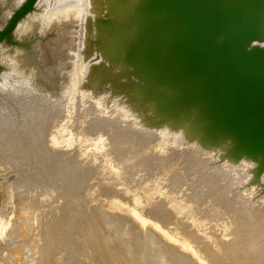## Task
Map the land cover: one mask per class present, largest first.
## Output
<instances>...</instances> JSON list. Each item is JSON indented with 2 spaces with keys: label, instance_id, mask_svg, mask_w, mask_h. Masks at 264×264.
<instances>
[{
  "label": "rangeland",
  "instance_id": "374dc122",
  "mask_svg": "<svg viewBox=\"0 0 264 264\" xmlns=\"http://www.w3.org/2000/svg\"><path fill=\"white\" fill-rule=\"evenodd\" d=\"M23 1L24 0H0V22L6 21L8 18H10L12 15V10L20 6ZM106 12V0H100L97 1V3L93 0H38L34 12L29 14L26 19L20 22L14 32L17 41L27 44L30 47V50L6 45L0 46V194H4L5 190H9L8 192L10 194L11 190L12 192L14 191L12 195L17 193L16 195H18L19 198L15 196V200L13 201L14 204L11 203L10 207L13 205L14 209L18 211L19 214L18 216L16 215L17 218H12V221L14 222L12 224L15 225L20 223L26 225L25 227H28L26 229L27 235L29 237L28 244H26L27 242H21L22 238L20 236L21 234L19 233V238L15 237L16 240H14V238L12 240L8 238V240L1 241V255L2 253H5L8 248L17 247L16 245L19 247H26L23 249V253L25 250V254H22L23 256H21L19 259L16 258V260L20 262L16 263V260H12V264H25V260L31 261L34 264H142L143 260V264H145V262H147L146 264H163V262L166 264L167 261L164 258H167L168 255H171V253L172 255L175 254L176 257L178 254L181 255L180 249L178 248V245L175 244V246L173 242L168 241L171 243L170 246H174V248L169 247L174 249V252L170 251V249L168 251L166 247H168L169 243L167 246V243H165L163 245H165L166 249L163 248L161 253H167L168 251L170 254L167 253V256H164V253L162 254L163 257H160L161 254L159 255L158 253L161 251V247H157V241H152V239L155 237L156 240L160 241L161 239L158 238L161 237L158 236L157 238V235L161 233H159V229L156 230L155 228L153 230V225L155 223H150V226L147 224V226H144L146 227L144 229L141 228V226L146 225L147 220L149 222L151 220L156 222V224L158 223L163 226L162 222L164 223V220H161L166 217V221L162 228L163 230L165 227L166 231L163 230L165 233L168 232L169 229L173 231V225H175L176 222L177 225H175V228L179 225V223L184 221H188L190 224L193 223L194 227H192L193 224L190 225L191 231L194 230L195 233L196 230L197 232L200 231L199 236L205 237V242L202 245H206V247H208L209 245L207 244L211 243L213 245L215 243L214 241H216V239L211 240L213 239L212 237H216L218 240H220V238L223 239L225 236V240L228 239L227 237L230 238L229 235L232 233L231 231H233V226H231V223L233 222V225L235 226L234 221H236V217L229 216L238 215L236 213L239 211L242 212L240 214H243V212H249L251 210L254 211V208L259 206L260 207L255 211H258L259 209L260 211L262 209L264 211V195H260L257 187L250 184L253 174L250 173V165L248 163L243 162L239 165L226 164L227 166L225 164L218 165L216 164L217 160L213 155L202 151L200 148L196 149L194 146H188V144L184 142V139L182 143L179 144L180 146L177 145V142L174 143V139L175 141H179V139L181 141V136L178 138L177 135H174V132H171L168 129L166 131L164 129L144 130V128H149L148 126L145 127L146 123L144 122L145 120L142 116L144 113L138 111L134 107L135 104L129 102L124 94H120V91L115 87V82L113 81L114 77L109 72L111 69L113 71L116 70L110 61L105 59L100 52V46L98 44L99 35L97 23L99 19L106 17ZM90 21L92 23L91 30H89L88 27ZM97 68H101L98 74L96 73ZM80 110H86L85 112L87 113L88 117L86 116L87 119L85 120H87L88 124L85 122V120H83V117L85 118L84 115H86V113H82ZM60 115L62 116L59 117ZM111 116H115L113 118H116V125L114 122H106V120L109 121L108 119L112 118ZM81 118L85 123L81 121ZM100 119H102V121ZM80 121L84 125L80 124ZM85 124L91 130H87V128L84 127ZM88 125H92L93 127ZM126 126H132L133 129L135 128L137 131L140 129V131H145L146 135H143L140 141L137 139L139 144L136 140L138 146L142 143H146L145 141L149 139L150 135L148 134L150 131L161 134L162 136H160L158 141L155 140L153 143V146L155 147L153 149H155V153L162 152V154L158 153V155L160 154L162 157L157 155V157H159L161 160L164 158V155H168L166 157L168 159L166 160L165 158V160L163 159L162 161L164 163L165 161H168L167 163L169 166H167L166 163L161 165L162 161L156 157L155 153H153L154 150L149 144L148 147H145L146 150H143L145 152H142L144 154L148 153L146 151L149 149V147H151L149 149V151L152 150V152L150 151V157L154 154L153 156L159 159L157 160L159 163L157 162L155 165L160 164L161 169L166 168V166L171 167L168 169L166 168L165 171V169H158L160 166H154V169L159 174L158 178H161V183L158 182L160 181L158 178H156L158 181L155 179L154 174V176L151 177L152 180L150 182H148L150 178H147L149 179L148 181L146 180V177L142 180V182L145 180L146 186H142L144 183L140 182L142 179L141 176H138L140 178L138 180H135L130 176V179H133V181L135 180L136 182L129 180L128 177L130 174L127 172L130 170L126 169V177L130 182L129 185L132 182L134 187H136L134 189L139 190L138 192H134V190L132 192L131 188L129 187H132L133 185H128L129 187L127 188H129L128 190H130L129 192L132 195L126 193L127 196L125 194V190L127 189L124 188V186L126 187L127 185H123V183L127 184L128 182L127 180V182H124L125 180H123L126 179L124 177V172L126 170L123 172V169L120 167V169H117V167L119 164L120 166L123 165L125 163L124 160L129 161L131 159V161H133L134 157L130 156L131 150L128 153L129 149H123L125 153H122V150H117V138H114L115 135L122 134L121 129L122 127L125 128ZM167 139L169 140L168 142ZM137 144H135L136 148H141V146L137 147ZM136 148L133 149L130 147L132 150H137ZM174 148L177 149L176 151L178 153L176 151L174 152ZM165 149L170 151L171 154L174 152L173 158H171L170 153L166 152L167 150ZM184 149H188L196 156L198 155L201 160L204 158L203 165L196 166L194 163L189 162V166L187 159L185 160L184 155L181 153L182 151L184 152ZM142 152L136 156L139 158L143 157L144 155L142 156ZM163 152L166 153L163 154ZM122 154H125V159L121 158ZM179 154H182L183 156L179 157ZM127 156L131 158L129 159ZM136 156L135 159H137ZM146 156L143 157L147 160H143L145 164H147L146 162L150 161L148 159L150 157ZM176 156H178V158ZM126 157L129 160L126 159ZM155 157H153V159ZM174 157L176 158L177 162H173L175 161ZM139 158L138 160L134 159L133 162L136 161L134 163L135 165L139 160H141ZM205 158L207 160H205ZM133 162H128V164L131 165ZM171 162L172 164H170ZM177 163L178 165H176ZM103 164L106 165V167H103ZM100 165H102L101 169L105 168L106 170L107 168V171H103V173H108L107 176L104 174L106 179H103V174H99L100 172L98 170H101L99 167ZM164 165L165 167H163ZM171 165L174 167L172 168ZM145 166L146 170H144V166L141 167V169L143 168L144 170L141 172L142 176L143 174L145 175L148 170L147 165ZM183 167H185V169ZM125 168H127V166ZM228 168V171L231 173L226 175L222 174L224 171H227L226 169ZM2 169L3 171H1ZM91 169L93 171L92 174L90 172ZM108 169L110 172L112 171V177L115 175V172L118 174V171L121 170L119 175L122 173L124 176H121L122 174L120 176L123 178L119 176L120 179L116 177V179L113 181L108 180V176L109 179L111 178ZM174 169H176L175 172ZM96 170L97 173L95 172ZM240 170H242L243 173H241ZM177 172H179V176H175L179 177L177 178L180 182H178L174 176V173L176 174ZM93 173L95 174L94 176ZM164 173L172 176V179H167L169 177H167V174L165 175ZM96 174L99 176L96 177ZM138 174L140 175V173ZM161 174L163 175L164 179L161 177ZM114 178L115 176L111 179ZM134 178L136 177L134 176ZM173 178L176 179V182L172 181L174 180ZM168 180L172 181V183H170ZM137 181L139 182L140 187H138V184L137 186L135 185L138 183ZM153 181L159 184L157 185L154 182V185ZM151 182L154 186L153 190L156 189L154 192H152L153 190H150V188H152V185H150ZM167 182L174 185L170 186V184ZM104 183H106V187L104 186L106 189L109 188L110 184L114 186H111L110 189L116 187L113 191L108 189L110 193H113L110 194L107 192L106 194L104 190L105 188H103V185H105ZM107 183L110 184L107 185ZM147 183H150L149 190L147 188ZM175 183L178 185H175ZM161 184L163 185L161 186ZM165 185H168V187L170 186L173 189H170V187L167 188ZM5 186H7V189ZM122 187L125 191L122 197L124 194L126 196H124L125 198L123 197V199L127 200L129 195V199L127 201H132L133 199V204H130L131 201L127 203L126 200H122L121 196H116L117 194L115 193H117L118 189L120 190ZM155 187H159V191ZM145 188H147L146 191H144ZM215 188L217 189L216 192L219 191V193L214 192ZM2 189L5 190L3 191ZM1 191H3V193ZM147 191L148 193H146ZM160 191L161 193H159ZM162 191H167V193L169 192L168 194L173 196H171L173 200L170 199V195H166ZM8 192L5 191V194H9ZM155 192L158 196L155 194ZM108 193L111 195V197ZM133 193H137V196H142L144 194L142 196L144 198L145 195H147L145 200H147V198H151L152 195V199L158 200L159 202L163 200L166 206H164V203L162 204V201L159 204L161 205V208L156 201L158 208H155V206L151 208L155 201H152L153 203L151 202V204V199H149L150 206L148 202L143 200L141 196L140 200V198H138L139 196L137 197L135 194V196H133ZM106 195L108 197H106ZM153 195H156L157 198L156 196L153 197ZM199 195L201 198L197 197ZM112 196L114 198H112ZM165 196L167 198L169 196L170 198L167 199ZM217 196L218 198L216 199ZM34 197H37L36 200L38 199L36 203H34ZM116 197L119 202L120 200H122V202L124 201L123 203L120 202L121 204L126 202L124 205H122V207L120 206L121 209H119V206H117V209H119L118 211L114 206L115 203L110 206V202H108L111 201L110 199H112L113 202L118 203L115 201ZM132 197L136 198L134 199ZM191 197L200 198L198 200L202 199L201 201L203 202L198 200L195 201L196 199H193V202ZM107 198L110 199L108 200ZM169 200L172 202H169ZM224 202H227L228 204H225ZM126 204L130 205V208H128ZM258 204L260 205L258 206ZM261 204H263V206ZM142 205H146L144 206L145 208ZM147 205H149V207H147ZM167 205H170L169 207L171 208H173L172 206L174 205V208L171 210L175 211L174 213L177 215V217L176 215L174 216L173 212L169 207H167ZM232 205H235L239 209L236 210L234 207L230 208ZM252 205L254 206L252 207ZM107 206H110L111 208H107ZM125 206L129 209V211L131 207V210L137 208L135 211L137 212L139 210L138 214L132 211L129 212ZM112 207L115 209V211L112 209ZM140 207H142L143 210ZM164 207H166L165 210L167 212L162 210ZM191 207L194 212H192L193 210L188 212V209H191ZM227 207L229 210H227ZM153 208L154 210H159L160 208V212L162 214L159 211H157V213L159 212V215L162 216L157 217V213L155 211L152 212ZM168 208L171 212L168 211ZM224 208H226L227 213L222 211L225 210ZM122 209H124L123 211L127 212V214L124 213ZM125 209H127V211ZM207 210H210L209 213ZM231 210L234 211L231 212ZM1 212L3 211L0 210V235L3 232V225H5L4 222H6V220L9 218L8 216L1 214ZM146 212L148 215H146ZM151 213L153 215H151ZM192 213L193 216L191 215ZM132 215L136 216H134V218H136L137 221L136 219H133ZM137 215L140 216L137 217ZM167 216L170 218L173 216V219L171 218L170 220V218H167ZM191 216L192 218L197 217L196 219L200 220L198 223L202 221L203 224L197 226V224H195L196 221H193L195 219L191 220ZM138 218L141 220L143 219V225L139 224L138 221L140 220ZM156 218L159 220L161 218V223ZM174 218H179L182 220L180 221L178 219L177 221V219ZM24 219L26 220L23 222ZM153 219H155V221ZM175 220L176 222L174 223ZM229 220L234 221L229 222ZM168 221L172 222L169 223ZM56 222L60 223L57 224ZM255 222L259 224V221ZM184 223L180 224L181 227L185 225ZM188 223H186V226L184 227H187ZM224 223L226 227L224 226ZM50 224L53 227H49ZM167 224L168 226L173 224V227L167 226L169 228L168 229L165 226ZM228 224H230V226ZM7 227L9 228V225ZM7 227L4 226V230L5 228L7 229ZM47 227L49 228L48 232L50 233V235H48L49 237H47L51 240H46L48 238L43 237L45 232L46 235L48 233L45 231L46 229L48 230ZM51 228L53 229L50 230ZM187 228H189V225ZM226 228H228L227 231H221ZM50 231H53V233L51 234ZM243 231L244 230L242 229L241 234L245 236V232ZM154 232L155 234L156 232L158 234L155 235ZM160 232L162 231L160 230ZM227 232H230L228 236ZM257 232H259V230ZM146 233H148V237L145 235ZM237 233L239 234L240 232L237 230ZM221 234H225L223 238L221 237ZM208 235L211 237V239L208 238ZM52 236L55 238L53 237L54 239H52ZM241 236L242 235H238V237ZM41 237L43 238L41 239ZM244 238L241 237V240L243 239L244 242L239 238V243L240 241L241 243H246V237ZM179 239L182 238L180 237ZM47 241L48 243L50 242L49 245H46L48 244ZM182 241L184 240L182 239L180 242L178 240V244H181ZM260 241H262L264 244V237L263 239L261 237ZM155 242L157 244H155ZM241 243L240 245L236 244L233 248L239 249L238 251H241V248H243ZM30 244H32V246ZM163 245L162 247H164ZM202 245L199 246V248H203L204 246ZM239 246L242 247L240 248ZM48 247L49 250L47 249ZM210 247L212 248V246H209L206 249L204 247L203 250L208 251ZM36 248L39 249V252L36 250ZM153 251L157 253L155 254ZM202 251L201 254H203ZM213 251L214 249L212 251L211 249L208 251V255L210 256H208L206 253L208 258H216V253H213ZM143 252H145V255ZM153 253L156 256L158 255V258H161V261L164 259L166 262L164 260L162 262L157 260L160 261V263H155L156 259H153L154 262L153 260L152 262H149ZM30 254L31 256H29ZM238 254L242 255H240L241 258L239 257V259L244 261L245 252L242 250L241 253L239 252ZM1 255L0 264H5ZM146 255L147 257L149 256L151 258L149 259L145 257ZM179 255L177 258L178 260L180 259ZM206 255L204 254V256ZM173 256H170V260L168 261L169 263L171 260L172 264L173 261L174 264L182 262L181 259V261L178 262L175 256ZM182 257H186L185 254H183ZM172 258H175V260ZM258 258L262 261V258ZM258 258L256 257V259H253V261L250 262L252 264L260 263ZM189 259L187 261L183 260V262L185 261L190 263ZM194 261L192 260V263ZM244 262L245 264L247 263L246 261ZM262 264L264 263L262 262Z\"/></svg>",
  "mask_w": 264,
  "mask_h": 264
},
{
  "label": "water",
  "instance_id": "95a60500",
  "mask_svg": "<svg viewBox=\"0 0 264 264\" xmlns=\"http://www.w3.org/2000/svg\"><path fill=\"white\" fill-rule=\"evenodd\" d=\"M37 2L0 22V46L30 50L14 32ZM106 2L100 52L144 130L168 129L218 165L248 163L264 195V0Z\"/></svg>",
  "mask_w": 264,
  "mask_h": 264
},
{
  "label": "bare ground",
  "instance_id": "6f19581e",
  "mask_svg": "<svg viewBox=\"0 0 264 264\" xmlns=\"http://www.w3.org/2000/svg\"><path fill=\"white\" fill-rule=\"evenodd\" d=\"M72 4H73V3H72ZM83 111H84V110H80V112H82V113H86V112H85L86 110H85L84 112H83ZM105 114H106V113H105ZM82 115H83V114H82ZM61 116H62V115H60L59 117H61ZM84 116H85V118L83 117V120L87 119V117H88V116H87V113H86V115H84ZM86 116H87V117H86ZM109 116H110V115H109ZM111 117H112V116H111ZM113 117H115V116H113ZM113 117H112V118H109V119H108L109 121L106 120V122H112V123L114 122V123H115L116 118H113ZM103 118H104V117H103ZM104 119H105V118H104ZM106 119H107V118H106ZM83 120H82V118H81V121H82V122H83ZM88 120H89V119H88ZM100 120L102 121V119H100ZM110 120H112V121H110ZM81 121H80V124H83V123H85V122L88 124L87 120H85V122H83V123H81ZM104 121H105V120H104ZM97 122H98V121H97ZM106 122H104V123H106ZM98 123H99V122H98ZM101 124H102V123H101ZM83 125H84V124H83ZM93 125H95V124H93ZM115 125H116V123H115ZM88 126H90V125H88ZM84 127H86L87 130L89 129V128L87 127L86 124H85ZM90 127H93V126L91 125ZM98 127H99V126H98ZM101 127H102V126H101ZM94 128H95V126H94ZM97 129H98V128H97ZM89 130H91V129H89ZM121 130H122V132H121L122 134H120V135H115V137H114L115 139L117 138V139H116V142L119 144V145L117 144L118 146L116 145V148H117V150H118V149H119L120 151L122 150V151H121L122 153L124 152V150H128V149H129V150H128V153H129V151L131 150L130 156H131V157L133 156L134 159H135V156H136L137 154L139 155L143 150H146L145 147H148V144L152 147V149L155 148V147L153 146V143L155 142V140L158 141V139L160 138V136H162V135L159 134V133H156V132L150 131V133L148 134V135H150V136H149V139H148L147 141L143 140V141H145L146 143H144V144H143V143H142V144L140 143V144H141V145H139V146H141V148H140V147L138 146V144H139L138 140L140 141L141 138L143 137V135H146V134H145V131H140L141 129H140V130L138 129L139 131H137V129H135V128L133 129L132 126H126L125 128L122 127ZM117 131H118V130H117ZM119 133H120V132H119ZM162 134H163V133H162ZM177 136H178V135H177ZM147 137H148V136H147ZM178 138H179V136H178ZM180 138H181V141H180V139H179V141H175V139H174V140H173L174 143L177 142V143H178L177 145L181 144L182 141H183V138H182V137H180ZM137 139H138V140H137ZM144 139H145V136H144ZM136 140H137V143H138V144L136 143ZM176 140H177V139H176ZM168 141H169V140L167 139V142H168ZM120 143H121V144H120ZM126 144H128V145H126ZM135 144H137V147H139L138 149L136 148V145H135ZM121 145H122V146H121ZM124 145H126V146H124ZM132 145H134L135 147L132 146ZM155 145H156V144H155ZM174 145H175V144H174ZM182 145H183V144H182ZM123 146H124V147H123ZM128 146H129V147H128ZM142 146H143V147H142ZM179 146H180V145H179ZM127 147H128V148H127ZM130 147L133 148V149L136 148L137 150H132V149H130ZM151 147H149V149H150ZM173 147H174V146H173ZM173 147H172V148H173ZM177 147H178V146H177ZM169 148H170V147H169ZM188 148H189V147H188ZM123 149H124V150H123ZM141 149H142V150H141ZM149 149L146 151V152H148V153H146V154H144L143 152H145V151H143V152H142V153H143L142 156H143V155L146 156L147 154H149V155H147V156L150 157V155H151V154H150V151L152 152V150L149 151ZM196 149H197V148H196ZM153 150H154L153 153H155V149H153ZM165 150H167V149H165ZM165 150H164V151H165ZM176 150H177V149L174 148V152H175ZM194 151H196V150H194ZM126 152H127V151H126ZM166 152H169V153H170V151H168V150H167ZM166 152H163V154L166 153ZM171 152H172V149H171ZM174 152H173V154H174ZM176 152H177V151H176ZM179 152H180V151H179ZM124 153H125V152H124ZM128 153H127V154H128ZM153 153H152V154H153ZM158 153H160V152H158ZM158 153H157V152L155 153L156 157H157ZM169 153H168V154H169ZM177 153H178V152H177ZM181 153L184 155L185 160L187 159V162H188V165H189V166H190V163H189V162L194 163L196 166H197V165H198V166L203 165V160H204V158L201 160V158H199L198 155L196 156L195 154L191 153L188 149H186V150L184 149V152L182 151ZM160 154H162V152H161ZM160 154H159V155H160ZM173 154L170 153L171 158H173V156H174ZM175 154H176V153H175ZM182 154H181V155L179 154L178 156H179V157H180V156H183ZM138 155H137V156H138ZM153 155H154V154H153ZM153 155L151 156L152 158H151V157L148 158L150 161L148 160L149 162H146L147 164L144 163V161L146 160V159L143 158L144 156L141 157V158H139V157L136 156L137 159H135V160H138V158L142 160V161L139 160V161L136 163V165H137V167H136V165L134 164L136 161L133 162L134 159H133V161H131V159H130L131 157H128L129 154H128L127 157H128L130 160L126 157V159L129 160V161L126 160L127 162L124 160V159H125V154H124V155L122 154L123 157L121 156V158H124L123 160H124V162L127 163V164L124 163V164H123L124 166H123V165L120 166V164H119L118 167H117V169L120 167L121 169H123V170H122L123 172H124V170H126V169H129L130 171L132 170L131 172H130L129 170H128L129 172H127V170H126V171L124 172V173H125V176H124L122 173H120V175L122 174L121 176H124V177L126 178V179H123V180H125L124 182H127V181H128V180H127V177H126V174H127V173L130 174L128 178H129V180H132V182H134L135 180L140 179L138 176H141V177H142V179H141L140 182H142V180H143L145 177H146V180H147V181L149 180V179H147V178H150V180L148 181V182H150V181L152 180L151 177L154 176V174H155V179L158 178L159 174H158V173L156 172V170L154 169V166H158V167L160 166V164H159V165H155V164H157V162H158L157 160H159L160 158L157 157V158H159V159H157V158H156L155 156H153ZM159 155H158V156H159ZM140 156H141V155H140ZM147 156H146V157H147ZM160 156H161V155H160ZM167 156H168V155H166V156L164 155V158H163V159L165 160V158H166ZM178 156H176V157L178 158ZM200 156H201V155H200ZM202 156H203V155H202ZM153 157H155V158L153 159ZM161 157H162V156H161ZM205 157H206V156H205ZM151 159H153V160H151ZM163 159H162V160H163ZM167 159H168V158H166V160H167ZM174 159H175V161H173V162H177L175 157H174ZM143 160H144V161H143ZM160 160H161V159H160ZM162 160H161V161H162ZM188 160H191V161H188ZM205 160H207V159L205 158ZM213 160H214V159H213ZM121 161H122V159H121ZM121 161H120V162H121ZM146 161H147V160H146ZM161 161H160V162H161ZM178 161H179V160H178ZM182 161H184V160H182ZM128 162H129V163H130V162H133V164L131 163V165H129ZM167 162H168V161H167ZM167 162L165 161V163L167 164V166H169ZM179 162H180V161H179ZM158 163H159V162H158ZM163 163H164V162L162 161L161 165H162ZM165 163H164V164H165ZM121 164H122V163H121ZM143 164H144V165H143ZM170 164H172V162H171ZM179 164H180V163H179ZM182 164H183V163H182ZM184 164H185V162H184ZM128 165H129V167H130L131 169L128 167ZM134 165H135V166H134ZM145 165H147V169H148V170H147V173H146V171H145L146 174H145V175L143 174V176H142V173H141V172H143L144 170H146V168H145L146 166H145ZM174 165H175V164H174ZM176 165H178V163H177ZM186 165H187V163H186ZM192 165H193V164H192ZM225 165H226V164H225ZM225 165H224V166H225ZM245 165H246V164H245ZM104 166L106 167V165L103 164V167H104ZM126 166H127V168H125ZM131 166L134 167V171H133V167H131ZM143 166H144V167H143ZM167 166H166L167 169H168V168H171V167H167ZM171 166H172V168L174 167L173 165H171ZM193 166H194V165H193ZM226 166H227V165H226ZM99 167H100V169H101V168H102V165H100ZM141 167H143L144 170H143V168L141 169ZM163 167H165V165H164ZM178 167H179V166H178ZM244 167H246V166H244ZM96 168H97V167H96ZM120 168H119V169H120ZM135 168H136V169H135ZM166 168H164L165 171H166ZM179 168H180V167H179ZM179 168H178V169H179ZM183 168L185 169V167H183ZM187 168H188V167H187ZM223 168H224V167H223ZM231 168H232V167H231ZM238 168H239V167H238ZM92 169H93V168H92ZM92 169L90 170L91 174H92V172L94 171V169H93V171H92ZM97 169H99V168H97ZM140 169H141V170H140ZM158 169H160V170H164V169H161V166H160V168H158ZM108 170H109V169H108ZM169 170H170V169H169ZM175 170H176V169H174V172H175ZM180 170H181V169H180ZM216 170H217V169H216ZM221 170H223V169H221ZM226 170H227V171H224V172L222 171V172H223L222 174H225V175H226V174H228V173H231V172L228 171L229 168L226 169ZM237 170H238V169H237ZM98 171L100 172V173H99L100 175L103 174V175H102V176H103V179H104V178L106 179V176H107L108 173H107V174H106V173H103V171H107V168H106V170H105V168H103V169L98 170ZM209 171H210V170H209ZM213 171H214V170H213ZM233 171H235V170H233ZM238 171H239V170H238ZM95 172L97 173V170H96ZM95 172H94V173H95ZM101 172H102V173H101ZM111 172H112V171H111ZM111 172H110V170H109L110 175H111ZM119 172H121V170L118 171V174L115 172V175H114L115 178H114V179H111V178L114 177V176L112 177L113 174L111 175V178H110V179H109V176L107 177V179H108V180H112V181L115 180L116 177H117L118 179H120L121 176L119 175ZM126 172H127V173H126ZM167 172H168V171H167ZM240 172L243 173L242 170H240ZM94 173H93V176L95 175ZM138 173H140V175H139ZM168 173H170V172H168ZM171 173H172V172H171ZM241 173H240V174H241ZM104 174H106L105 177H104ZM116 174H117V175H116ZM157 174H158V175H157ZM164 174H165V173H164ZM166 174H167V173H166ZM166 174H165V175H166ZM161 175H162V174H161ZM172 175H173V174H172ZM175 175H178V176H179V172H177L176 174L174 173V176H175ZM235 175H236V174H235ZM237 175H239V174H237ZM98 176H99V175H98ZM98 176H97V174H96V177H98ZM119 176H120V177H119ZM130 176H131V178H133V179H135V180L133 181V179H130ZM132 176H133V177H132ZM134 176H135L136 178H134ZM156 176H157V177H156ZM166 176L169 177V178H167V179H170V178L172 177V176H170V175H168V174H167ZM178 176H175V178H176L177 180H178V178H179ZM214 176H215V175H214ZM96 177H94V178H96ZM161 177L164 179L163 175H162ZM177 177H178V178H177ZM218 177H219V176H218ZM101 178H102V177H101ZM121 178H123V177H121ZM103 179H101V180H103ZM153 179H154V177H153ZM155 179H154V180H155ZM158 179H159V178H158ZM160 179H161V178H160ZM160 179H159V180H160ZM171 179H172V178H171ZM171 179H170V180H171ZM173 179H174V178H173ZM176 179H174V180H172V181H173V182H176V181H175ZM126 180H127V181H126ZM156 180H157V179H156ZM165 180H166V179H165ZM165 180H164V181H165ZM104 181H106V180H104ZM112 181H110V182H112ZM147 181H146V182H147ZM157 181H158V180H157ZM164 181H163V182H164ZM166 181H167V180H166ZM168 181H169V180H168ZM172 181H169V182L172 183ZM101 182H102V181H101ZM106 182H108V181H106ZM132 182H131V184L133 185ZM135 182H136V181H135ZM137 182H138V181H137ZM154 182H155V181H153V184H154ZM158 182L161 183V180L158 181ZM178 182H180V181L178 180ZM208 182H209V181H208ZM129 183H130L129 181L127 182V184H124V183H123V185H127L126 187L124 186V188L127 189V190H125L126 192L124 191V188L122 187L120 190L118 189V192L116 191L117 193L114 192L115 194H117L116 196H121V197H122V195H123L124 192H125V194H126V193H127V194H130V192H129L130 190H128L129 188H131L132 192H133V190H134V192H138V191H139V190H137V189H136L137 191L134 189V188H136V187H134V185L132 186L133 188H132V187H129V186H131V184L129 185ZM142 183H144V184L142 185V186H144V185L146 184V183H145V180H144V182H142ZM155 183H156V182H155ZM159 183H156V184L158 185ZM164 183H166V182H164ZM167 183H168V182H167ZM170 183H168V184H170ZM104 184H105V185L102 184V185H103V188L106 187V183H104ZM109 184H110V183H109ZM109 184L107 183V185H109ZM114 184H115V183H114ZM134 184H135V183H134ZM137 184H138V187H140V186H139V182L136 183L135 185L137 186ZM149 184H150V183H149ZM149 184L147 183V188H148V190H149ZM153 184H152V182H151L150 185H152V188H150V190H153V187H154ZM179 184H180V183H179ZM128 185H129V186H128ZM140 185H141V183H140ZM154 185H155V184H154ZM162 185H163V184H161V186H162ZM173 185H174V184H170V186H173ZM175 185H178V184L175 183ZM100 186H101V185H100ZM104 186H105V187H104ZM111 186H113V185L110 184L109 188H107V189L105 188V189H104L105 192H106V194H107V192L110 193V191L115 190L116 187L113 188V187H114V186H113V187H112L113 189H110ZM145 186H146V185H145ZM159 186H160V185H159ZM165 186H166V185H165ZM170 186H169V187H170ZM5 187H6V189H7V186H5ZM5 187H4V188H5ZM101 187H102V186H101ZM118 187H121V186H118ZM127 187H129V188H127ZM138 187H137V188H138ZM166 187L169 188L168 185H167ZM174 187H175V186H174ZM141 188H142V187H141ZM141 188H139V189H141ZM147 188H145L144 191H146ZM155 188H157V187H155ZM158 188H159V187H158ZM158 188H157V190L159 191ZM171 188H172V187H170V189H171ZM108 189H110V191H109ZM142 189H143V188H142ZM172 189H173V188H172ZM211 189H212V188H211ZM2 190L4 191L5 189H2ZM104 190H103V191H104ZM107 190H108V191H107ZM116 190H117V189H116ZM155 190H156V189H155ZM155 190H153L152 192H154ZM160 190H161V188H160ZM3 191H1V192L3 193ZM5 191L8 192L9 190H8V191L5 190ZM5 191H4V194H0V210L3 211V212H1V214L6 215V216H8L9 218H8V220H6V222H4L5 225H3V232L1 231L2 233H1V235H0V244L2 243L1 241L8 240V238H10L11 240L14 238V240H16L15 237H18L19 234H21V235H20L21 238H22L21 242H22V241L25 242V243L27 242L26 244H28V242H29V237H28V235H27V231H26V229H27L28 227L26 228V227H25L26 225H24V224H20V223H19L20 225H19V224H15V225L12 224V223H14V222L12 221V218L16 217V215L18 216L19 212L16 211V210L14 209V206H13V205H12V206H13V210H12V206L10 207V205H11V203L14 204V202H13V201L15 200L14 198H15V196L18 197V195H16L17 193H16L15 195H14V194L12 195V193H14V191L12 192V190H11V194H10L9 192H8L9 194H7V193L5 194ZM164 191H165V190H164ZM164 191H162V192H164ZM168 191H169V190H168ZM216 191H217V189L215 188V191H214V192H216ZM169 192H170V191H169ZM169 192H168V193H169ZM109 193H108V194H109ZM111 193H113V192H111ZM111 193H110V194H111ZM142 193H143V192H142ZM146 193H148V191H147ZM159 193H161V191H160ZM159 193H158V194H159ZM164 193H165L166 195L168 194L167 191L164 192ZM170 193H171V192H170ZM216 193H219V191L216 192ZM104 194H105V193H104ZM110 194H109V196L111 197ZM125 194H124V196H125ZM127 194H126V196H127ZM134 194L137 196V193H133V196H135ZM155 194L157 195L156 192H155ZM165 194H164V195H165ZM1 195H2V196H1ZM112 195H114V194H112ZM130 195H132V194H130ZM143 195H144V194H143ZM143 195H142V196H143ZM150 195H151V194H150ZM156 195H153V197L156 196ZM159 195H160V194H159ZM168 195H170V194H168ZM124 196H123V197H124ZM126 196H125V197H126ZM138 196H139V195H138ZM138 196H137V197H138ZM140 196H141V195H140ZM140 196H139L138 198H140ZM142 196H141V197H142ZM157 196H158V195H157ZM157 196H156V198H157ZM171 196H172V195H170V197H171ZM218 196H220V195H218ZM218 196L216 197V199L218 198ZM106 197H108V196L106 195ZM123 197H122V200H126V199H123ZM125 197H124V198H125ZM146 197H147V195H145V198H146ZM148 197H149V196H148ZM163 197H164V196H163ZM165 197H166V196H165ZM170 197L168 196V198H167V197H166V198L169 199ZM172 197H173V196H172ZM172 197H171L170 199H172ZM197 197H200V195L197 196ZM197 197H196V198H195V197H191V198H192V201H193V199H194V200L196 199L195 201H197L198 199L201 198V197H200V198H197ZM18 198H19V197H18ZM36 198H37V197H36ZM36 198L34 197V199H35V200H34V203H36L37 200H38V199L36 200ZM112 198H114V197L112 196ZM118 198H119V197H118ZM127 198L129 199V195H128ZM132 198L135 199L136 197H132ZM142 198H143V200H145L144 197H142ZM32 199H33V198H32ZM107 199L109 200L110 198H107ZM107 199H106V200H107ZM128 199H127V200H128ZM130 199H131V198H130ZM149 199H151V200H150V203H151L152 201H153V202L155 201V203H153V202H152L153 204L151 203L152 206L149 204ZM203 199H204V197H203ZM10 200H11V201H10ZM16 200H17V198H16ZM108 200H107V201H108ZM110 200H111V201H108V202H110V204H109V203H108V204L111 206V205H113V203H115L114 206L116 207V210H117V211H118L119 209H121L120 206L122 207V205H124V204L126 203V202H125L124 204H121L120 202H122V200H120V202H119V201L117 200V197H116L115 201H117L118 203L113 202L112 199H110ZM127 200H126V201H127ZM140 200H141V198H140ZM143 200H142V201H143ZM147 200H148V201H147ZM147 200H145V201L148 202V204L151 206V208H152L153 206H155V208H156V207H157V206L163 201V200L161 201V199H160L161 202H159L158 200L152 199V195H151V198H147ZM172 200H173V199H172ZM201 200H202V199H201ZM201 200H198V201H201ZM130 201H131V200L127 201V203H129ZM132 201H133V199H132ZM132 201L130 202V204H133ZM145 201H144V202H145ZM156 201H157V204H158V205L156 204ZM217 201H218V200H217ZM123 202H124V201H123ZM123 202H122V203H123ZM158 202H159V203H158ZM169 202H172V201L169 200ZM173 202H174V201H173ZM190 202H191V200H190ZM193 202H194V201H193ZM193 202H192V203H193ZM201 202H203V201H201ZM221 202H222V201H221ZM163 203H164V206H166V204H165L164 201L162 202V204H163ZM224 203L226 204L227 202H224ZM259 203H261V202H259ZM48 204H49V203H48ZM136 204H137V203H136ZM142 204H143V203H142ZM171 204H173V203H171ZM227 204H228V203H227ZM15 205H16V204H15ZM126 205H127V204H126ZM134 205H135V203H134ZM134 205H132V206H134ZM149 205H147V207H149ZM222 205H223V204H222ZM235 205H236V204H235ZM235 205L230 206V208H231V207H234V208H236V210L239 209V208L236 207ZM255 205H256V204H255ZM259 205H260V204H258V206H259ZM261 205L263 206V204H261ZM110 206H107V208L110 207ZM114 206H113V207H114ZM117 206H119V209H117ZM127 206H128V208H130V207H129L130 205H127ZM142 206H143V205H142ZM144 206H146V205H144ZM144 206H143V207H144ZM162 206H163V205H162ZM169 206H170V205H167V207H169ZM227 206H228V205H227ZM253 206H254V205H252V207H253ZM113 207H112V209H113ZM115 207H114V208H115ZM125 207H126V206H125ZM159 207H161V205H159ZM172 207L174 208V205H173ZM259 207H260V206H259ZM259 207H257V208H259ZM110 208H111V207H110ZM126 208H127V207H126ZM128 208H127V209H128ZM140 208L143 210L142 207H140ZM144 208H145V207H144ZM157 208H158V207H157ZM161 208H162V207H161ZM165 208H166V207H164V209H162V210H165ZM169 208H170V210L173 209V208H171V207H169ZM169 208H168V211H170ZM181 208H182V207H181ZM181 208H180V209H181ZM227 208H228V207H227ZM257 208H254V209L256 210ZM112 209H110V210H112ZM127 209H125V210L127 211ZM131 209H132V207H131ZM131 209H130V211H129V209H128V211H129V212H131V211H132V212H136L135 210H137V208H136V209L134 208L133 210H131ZM148 209H149V208H148ZM187 209H188V208H187ZM224 209H225V210H222V211H225V213H227L226 208H224ZM113 210L115 211V209H113ZM113 210H112V211H113ZM123 210H124V209H122V211H123ZM151 210H152V209H151ZM182 210H183V208H182ZM188 210H189L188 212H190V210H193V209H192V207H191V209H188ZM227 210H229V208H228ZM241 210H243V209H241ZM255 210H254V211L251 210V211L246 212V213L243 212V214H240V213H242V212L239 211L238 213H236V214H238V215H235V214H228V215H235V216H229V217H236V221L231 220V221H234V222H235V226L233 225V222H232V223H231V226H233V229H232L233 231H231L232 233L229 235L230 238H229V237H227L228 239L226 238L227 240H225V237H226V236L223 238V236H224L225 234H221V237H222L224 240L221 239L220 237H219L220 240H218V238H216V237H212L213 239H211V237L208 235V238H210L211 240H215V239H216V241H214L215 243H214L213 245H212L211 243H210V244H207V245H209V246H212V248L214 249L213 253H216V254H215L216 258H215V257H209V258L207 257V255L209 254L208 251H210V249H211V251H212L213 249L210 247L208 251H204V250H203L204 247H205V249H206V248H208L209 246L206 247V245H205V246L202 245V244L205 242V241H204V238H205V237H202V236L200 237V236H199V235H200V233H199L200 231L197 232V230H196V233H195L194 230L191 231V226H190V225H192L193 223L190 224V223H188V221H184V222L188 223L190 229L187 228L188 225H187V227H184V226H186V223H184V222H181V223H182V224L184 223L185 225H183V226L181 227V225H180L181 223H179L180 226L178 225L179 227L176 226V228H175V225H177V222H176V220H175V221H174V223L176 222L175 225H173L174 223L172 224V225L174 226V230H173L174 232L168 228V227H173V226L170 225V224H169L170 226H168V224H167V225H165V226H166V227L168 226L167 228H168L169 230H168V232L165 233V231H166V230H165V227H164V229H163V230H165V231H163L162 228H163L164 223H165V221H166V219H165L166 217H165L164 219H162V220H161V218H160L161 221L164 220V223L162 222V225H163V226H161V225L158 224V223L156 224V222H153V221H151V220H150V222H149V221L147 220V218H146V220H147V221H146V225H143V224H142V222H143L142 220H143V219L141 220L140 218H138V219L141 221V223H140V221H138V222H139L140 225H143V226H141V228H143V229L146 228V227H144V226H147V224H149V226H150V223H152V224L155 223V224H156V225L154 224V225H153L154 227H153V226H152V227H153V230H154L155 228H156V230L159 229V233H161V234L157 235V238H158V236H160L161 238H158V239H161V240H160L161 242H160L159 240H156L155 237H154V239H152L153 237L150 238V239H152V241H157L158 244H157L156 242H155V244H157V247H159V248L161 247V248H160L161 251L158 253L159 255L161 254L160 257H163L162 254L165 253V252H164V253H161V252H162V249L165 248V245H163V244L167 243V244H166V246H167L169 242H173V244H174V245H175V244L178 245V248L180 249V254H181V255H179V254H178V255H179V258L182 260V262H180V263H183V264H186V263H187V262H185V261H184V262H185V263H184L183 260H186V261H187L189 258L191 259V260L189 259V261H190V263L188 262L189 264H195V263H197V264H226V263H227V264H240V263H241V264H242V263L245 264L244 261L247 262L246 264H250V263H251L250 261H253V259H256V257H257V258H258V257L262 258V261L258 258V259L260 260V263H256V264H262V262L264 263V255H263V253H264V244L262 243V241H260V239H261V237H262V239H263V237H264V211H263V209H262L261 211H260V209H259L258 211H255ZM138 211H139V210H138ZM138 211L136 212V214H138ZM144 211H148V210H144ZM154 211H155L156 213H157V211L160 212V208H159V210H158V209L154 210V208H153V211H152V212H154ZM165 211H166V210H165ZM171 211L173 212V214H174V216H175V215H176V214L174 213L175 211H174V210H171ZM171 211H170V212H171ZM207 211H208V213H209L210 210H207ZM232 211H234V210H231V212H232ZM245 211H246V210H245ZM123 212L127 214V212H125V211H123ZM129 212H128V213H129ZM159 212L156 214L157 217L162 216V215H159ZM166 212H167V211H166ZM170 212H169V213H170ZM192 212H194V210H193ZM160 213H161V212H160ZM178 213H179V211H178ZM223 213H224V212H223ZM229 213H230V212H229ZM234 213H235V212H234ZM126 214H125V215H126ZM129 214H130V213H129ZM132 214H134V213H132ZM142 214H143V213H142ZM144 214H145V212H144ZM154 214H155V213H154ZM161 214H162V213H161ZM164 214H165V212H164ZM164 214H163V215H164ZM170 214H171V213H170ZM188 214H189V213H188ZM130 215H131V214H130ZM146 215H148L147 212H146ZM151 215H153V214L151 213ZM191 215L193 216V213H192ZM226 215H227V214H226ZM1 216H2V215H1ZM6 216H5V217H6ZM19 216H20V215H19ZM134 216H135V215H132L133 219L135 220L136 218H134ZM139 216H140V215H137V217H139ZM154 216H155V215H154ZM154 216H153V217H154ZM164 216H165V215H164ZM169 216H170V215H169ZM169 216H167V218H170ZM192 216H191V218H192ZM125 217H126V216H125ZM132 217H131V218H132ZM135 217H136V216H135ZM149 217L152 218L151 216H149ZM149 217H148V218H149ZM172 217H173V216H172ZM172 217H171V218H172ZM176 217H177V215H176ZM194 217H195V215H194ZM16 218H17V217H16ZM16 218H15V219H16ZM127 218H128V217H127ZM144 218H145V217H144ZM171 218H170V220H171ZM179 218H180V217H179ZM179 218H178V219H179ZM196 218H197V217H196ZM196 218H192L191 220L195 219V220H193V221H196L195 224H197V226H200L201 224H203L202 221H201L200 223H198L200 220H199V219L197 220ZM2 219H3V218H2ZM6 219H7V218H6ZM156 219H158V218H156ZM172 219H173V218H172ZM174 219H177V218H174ZM178 219H177V221H178ZM234 219H235V218H234ZM25 220H26V219H24L23 222H24ZM63 220H64V219H63ZM129 220H130V219H129ZM153 220L155 221V219H153ZM160 220L158 219V221H160ZM167 220H168V219H167ZM179 220H180V219H179ZM181 220H182V219H181ZM181 220H180V221H181ZM3 221H4V220H3ZM18 221H19V220H18ZM18 221H17V222H18ZM70 221H71V220H70ZM70 221H69V222H70ZM136 221H137V219H136ZM158 221H157V222H158ZM161 221H160V223H161ZM172 221H173V220H172ZM172 221H170V222L168 221V222L171 223ZM231 221L229 220V222H231ZM255 221H259V222H258L259 224H257V222H255ZM144 222H145V221H144ZM4 223H2V224H4ZM56 223L59 224L60 222H59V223L56 222ZM56 223H55V224H56ZM166 223H167V222H166ZM51 224H52V223H51ZM51 224H50L49 227H51V226L53 225V224H52V225H51ZM57 224H56V225H57ZM226 224H227V223H226ZM6 225H7V226L9 225V228H8ZM12 225H13V226H12ZM62 225H63V223H62ZM158 225H159V226H158ZM228 225L230 226V224H228ZM0 226H1V225H0ZM4 226L7 227V229L5 228V230H4ZM58 226H59V225H58ZM224 226L226 227L225 223H224ZM52 227H53V226H52ZM54 227H55V226H54ZM157 227H158V228H157ZM159 227H161V228H159ZM192 227H194V224H193ZM19 228H20V229H19ZM47 228H48V227H47ZM167 228H166V229H167ZM223 228H224V227H223ZM228 228H230V227H228ZM228 228L223 229V230H221V231H222V232L225 231V230L227 231ZM1 229H2V228H1ZM52 229H53V228H51L50 230H52ZM143 229H142V230H143ZM172 229H173V228H172ZM239 229H240L241 231H242V229L244 230L243 232H245V236H243V234H241L242 232H241ZM19 230L21 231V233H20ZM28 230H29V229H28ZM54 230H55V228H54ZM140 230H141V229H140ZM156 230H155V231H156ZM160 230H161L162 232H160ZM229 230H231V229H229ZM229 230H228V231H229ZM237 230H238V232H240L239 234L237 233ZM258 230H259V232H257ZM45 231L48 232V231H49V228H48V230L46 229ZM169 231H170L171 233H170ZM28 232H30V231H28ZM40 232H41V231H40ZM50 232H51V234L53 233V231H50ZM138 232H139V230H138ZM193 232H194V233H193ZM18 233H19V234H18ZM56 233H57V232H56ZM139 233H140V232H139ZM197 233H198V234H197ZM229 233H230V232H229ZM229 233L227 232V236H228ZM29 234H30V233H29ZM41 234H42V233H41ZM154 234H155V232H154ZM156 234H158V233L156 232ZM156 234H155V235H156ZM206 234H209V233H206ZM206 234H204V235H206ZM35 235H36V234H35ZM39 235H40V234H39ZM39 235H38V236H39ZM48 235H50V233L48 232L47 235H46V232H45V233H44V236H43V235H42V236L45 238V237H47ZM58 235H59V234H58ZM145 235H147V237H148V233H146ZM145 235H144V237H145ZM149 235H150V234H149ZM155 235H154V236H155ZM161 235H162V236H161ZM174 235H175V237H174ZM210 235H211V234H210ZM238 235H239V236L242 235L241 237H243V238L246 237L247 242H246V243H241V241H243V239L241 240V237H238ZM152 236H153V234H152ZM178 236H179V237H178ZM211 236H213V235H211ZM34 237H35V236H34ZM43 237H41V239H42ZM48 237H49V236H48ZM48 237H47V238H48ZM53 237H54V236H52V239H54V238L56 237V235H55L54 238H53ZM141 237H142V235H141ZM144 237H143V238H144ZM150 237H151V236H150ZM176 237H177V238H176ZM180 237H181L184 241H182L181 244H178V243L180 242V240H182V239H179ZM18 238H19V237H18ZM39 238H40V236H39ZM145 238H146V237H145ZM145 238H144V239H145ZM239 238H240V240H241L240 243L242 244L243 248H241L242 246H241V247L239 246V247L245 252V258H244V261L242 260L243 262L239 259V257H240L241 254H238L239 252L241 253L242 250L240 249L241 251H238L239 249L233 248L236 244H237V245H238V244L240 245L239 240H238ZM37 239H38V238H37ZM141 239H142V238H141ZM147 239H148V238H147ZM176 239H177V240H176ZM244 239H245V238H244ZM27 240H28V241H27ZM46 240H51V239L48 238V239H46ZM178 240H179V242H178ZM205 240H207V239H205ZM246 240H245V241H246ZM30 241H32V240H30ZM33 241H34V240H33ZM158 241H159V242H158ZM168 241H169V242H168ZM218 241H219V242H218ZM225 241H226V242H225ZM40 242H42V241H40ZM87 242H88V241H87ZM163 242H164V243H163ZM243 242H244V241H243ZM4 243H5V242H4ZM8 243H9V242H8ZM35 243H37V242H35ZM47 243H48V241H47ZM49 243H50V242H49ZM49 243L46 244V245H49ZM159 243H160V244H159ZM212 243H213V241H212ZM153 244H154V243H153ZM170 244H171V243H169L168 247H166V248L168 249V251H169V249H170V251H173V252H174V249L169 248V247H173V248H174V246H170ZM200 244H201L202 246H204V247H203V248H202V247L199 248V246H201ZM30 245L32 246V244H30ZM37 245H39V244H37ZM159 245H160V246H159ZM162 245H163L164 247H162ZM176 245H175V246H176ZM16 246H17V247H15V248H8V247H7L8 249L6 250V252H5V253H2V255L0 254V255L2 256V258H3L4 262H5V264H12V260L14 261V260H16V258L19 259V258H21V256H23L22 254H25V250H24V253H23V249L26 248V247H23V246H20V247H19L18 245H16ZM197 246H198V248H197ZM27 247H28V246H27ZM35 247H37V246H35ZM49 247H50V246H49ZM49 247L47 248L48 250H49ZM29 248H30V246H29ZM39 248H40V247H39ZM166 248H165V249H166ZM237 248H238V247H237ZM141 249H142V248H141ZM200 249H201V250H200ZM27 250H28V249H27ZM32 250H33V247H32ZM36 250H38V252H39V249H38V248H36ZM48 250H47V251H48ZM148 250H149V249H148ZM158 250H159V249H158ZM158 250H157V252H158ZM202 250H203V251H202ZM47 251H46V252H47ZM146 251H147V250H146ZM168 251H167V253H168ZM201 251H202L203 254H201ZM21 252H22V253H21ZM29 252H30V251H29ZM31 252H32V251H31ZM38 252H37V253H38ZM42 252H43V251H42ZM153 252H154V251H153ZM157 252H156V253H157ZM181 252H184V253H181ZM262 252H263V253H262ZM52 253H53V250H52ZM143 253H144V255H145V252H143ZM154 253H155V252H154ZM154 253H153V255H152V258L149 257V256L147 257V255H149V254H147V253H146L147 255H146L145 257H147V258H149V259L151 258V260H149V262H150V261L152 262L153 259H154V260L156 259V260H155V261H156L155 263H157V262L160 263L161 258H158V255L156 256V255H155L156 253H155V254H154ZM167 253H165L164 256H165ZM206 253H207V255H206ZM28 254H29V253H28ZM32 254H33V253H32ZM39 254H40V253H39ZM44 254H45V252H44ZM44 254H43V255H44ZM168 254H170V252H169ZM183 254H185L186 257H182ZM204 254H205L206 256H204ZM34 255H35V254H34ZM43 255H42V256H43ZM173 255L175 256V254H173ZM173 255H172V253H171V255H168V257H167L168 259H167V258H164V259H166L167 262L163 259V260L166 262V264L169 263L168 261L170 260V256L172 257ZM178 255H177V257L175 256L176 259L178 258ZM199 255H200V256H199ZM238 255H239V256H238ZM243 255H244V253H243ZM29 256H31V254H30ZM142 256H143V255H142ZM154 256H155V258H154ZM166 256H167V255H166ZM174 256H173V257H174ZM208 256H210V255H208ZM241 256H242V255H241ZM145 257H144V259H145ZM156 257H157V258H156ZM181 257H182V258H181ZM23 258H24V257H23ZM31 258H32V257H31ZM175 258H172V259L175 260ZM240 258H241V257H240ZM32 259H33V258H32ZM180 259H179V260L177 259L178 262L181 261ZM216 259H217V260H216ZM154 260H153V262H154ZM157 260H160V261H157ZM163 260H162V261H163ZM192 260H193V261L195 260V261L192 263ZM23 261H24V260H23ZM134 261H135V260H134ZM147 261H148V260H147ZM162 261H161V262H162ZM240 261H241V262H240ZM18 262H20V261H17V260H16V263H18ZM39 262H40V260H39ZM131 262H132V261H131ZM171 262H172V260H171ZM171 262H170L169 264H172ZM175 262H176V261H175ZM178 262H176V263H178ZM24 263H25V264H34L33 262H31V261H27V260H25ZM143 263H144V260H143ZM143 263H142V264H143ZM146 263H147V262H145V264H146ZM180 263H178V264H180ZM188 263H187V264H188ZM131 264H133V263H131ZM148 264H151V263H148ZM160 264H162V263H160ZM163 264H164V262H163ZM173 264H174V261H173ZM251 264H252V263H251Z\"/></svg>",
  "mask_w": 264,
  "mask_h": 264
}]
</instances>
